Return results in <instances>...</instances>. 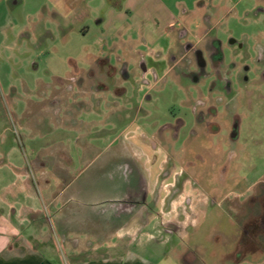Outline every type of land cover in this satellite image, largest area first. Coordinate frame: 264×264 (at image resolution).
Listing matches in <instances>:
<instances>
[{"label":"rangeland","instance_id":"obj_1","mask_svg":"<svg viewBox=\"0 0 264 264\" xmlns=\"http://www.w3.org/2000/svg\"><path fill=\"white\" fill-rule=\"evenodd\" d=\"M109 1L0 0V147L11 150L7 162L29 169L43 163L47 171L57 168V163L67 167L64 177L71 183L65 194L70 199L60 214H54L53 236H58L64 226L59 223L62 217L68 218L64 230L70 235H90L94 228L106 232L120 219H109L103 209L94 212L91 205L106 202L112 195L121 196L126 188L138 189L140 177L147 172L142 162L135 167L130 161L133 155L125 146H129L132 137L140 135L150 147L153 141L160 146L151 158L161 166L159 177H167L166 182L172 185L164 192L161 189V194H165L161 200L163 208L167 206L156 213L161 226H150L153 237L142 245L132 243L129 247L137 258L146 264H264V243L259 251L248 253L242 245L245 237H239L243 215L251 206L248 198L264 191V0H207L205 4L206 25L213 26L212 36L223 42L225 62L249 67L247 80L241 78L232 83L236 90L230 110L240 119L238 139L230 138L224 128L206 142L214 145L212 154L199 144L204 143L203 137L195 138L186 150L183 141L189 138L186 134L193 120L191 105L196 89L207 96V105L216 103L218 91H210L209 77L202 81L204 84L193 86L168 68L177 45L192 41L191 36L176 42L148 36L145 44H138L136 49L142 54L159 45H170L155 52L156 60L144 55L145 66L154 70L151 74L140 75L138 60L130 65L123 61L127 64L126 77L116 69L113 77L99 74L98 61L121 68L122 61L115 56L123 51L111 48V41L117 38L111 34L117 32L121 20L124 26L130 23L125 20V12L113 7L118 1ZM175 1L167 3L173 7ZM185 1L190 5L191 0ZM139 2L134 0L135 6ZM173 11L178 12L175 7ZM180 15L176 20H180ZM190 23L189 29L194 30L198 24L196 16ZM182 27L180 20L175 28ZM137 36L133 32V37ZM230 39L238 44H230ZM134 52L135 56L138 52ZM102 55L106 57L99 59ZM91 71L93 76L86 81V88L92 96L76 92L66 100L74 107V127L69 131L56 126L54 109L65 100L60 95L55 97L49 88L68 76L89 75ZM140 79H150L151 86L143 85ZM88 107L99 114L87 113ZM227 107L219 104V110L229 113ZM95 118H102L104 124L85 131L82 121ZM178 120L184 121L183 128L171 141L170 126ZM100 137L98 145L91 144L88 154L82 151L83 142ZM59 147L67 153L59 154ZM51 148L54 152L48 153ZM146 164L148 167L151 162ZM183 169L187 178L179 181ZM154 171L156 167L152 168ZM193 177L206 194L214 192L211 206L207 195L195 190ZM188 194L190 205L185 202L181 209L174 208ZM195 201L201 203V211L209 206L206 218L199 220L202 213L194 208ZM151 202V198L146 199L150 209ZM39 208L44 213L47 210L40 204ZM153 209L158 210L156 206ZM94 219H98L97 224H90ZM193 222L198 223L188 226L184 236L185 228ZM23 231L31 234L32 229L27 224ZM58 251L66 259L70 249L59 247Z\"/></svg>","mask_w":264,"mask_h":264},{"label":"crops","instance_id":"obj_2","mask_svg":"<svg viewBox=\"0 0 264 264\" xmlns=\"http://www.w3.org/2000/svg\"><path fill=\"white\" fill-rule=\"evenodd\" d=\"M107 1L110 3L109 0ZM117 1L118 4H113V7L117 8L118 12H125V20L130 23L124 26V21L121 20L117 32L111 34L112 37L117 35V38H119L117 40L115 37L111 41V48H114L115 51L121 48L123 54H116L115 57L122 62L127 61V64L139 61L140 58L145 56L156 60L155 52L170 47L166 43L165 46L159 45L157 48L149 49L148 52L142 54L136 48L138 44H145L144 42L148 36L154 37L156 40L165 38L168 42H176L181 37L184 39L191 36L192 42L200 47L208 40L217 38L211 34L213 26L206 25L205 4L207 0H191L190 5L185 0H176L173 7L177 8L178 12L173 11V7L167 3L168 0H140V4L137 6H135L134 0ZM179 14H181L180 20L183 22L181 29L175 28V25L180 22V20H176ZM193 16H196L198 24L194 30H190V22ZM130 31L138 36L133 37V32L130 33ZM110 46L108 45V48ZM134 51L138 52L135 56ZM175 53H177V48ZM124 56L125 58H123ZM100 57L106 56L102 55ZM179 58L176 59V62L180 60ZM168 68H170V62ZM73 76L76 79L79 78L78 76L81 77L76 80L72 75L68 76L64 82H55L56 85L49 88L55 92V97L60 95V98L65 100L64 103H59L54 109L57 119L56 126H62L69 131L74 127L73 121L76 119V115L73 117L74 107L66 101L67 98L73 96L76 92L83 96H92L86 88V81L89 80L90 76ZM57 84L60 86L56 87ZM86 111L87 113L99 114L97 110L89 107ZM102 118L82 121L85 131L98 124L102 126L104 124ZM85 131L83 134H86ZM101 138H98L97 141L94 139V141L83 142L82 151L88 154L91 144H97ZM130 141L129 146H125L128 147L125 149L131 151L130 153L133 155L130 161L134 162L135 167L136 163L142 162L147 173L140 177L138 189L126 188L121 196L112 195L105 200L106 202H96L91 205L94 212L96 209H103V214L106 217H109V219L117 218L120 221H116L114 227L106 232L94 228L91 230L90 235L85 234V236L78 232L75 235H70L68 230H64L65 224L68 222L67 217L65 219L62 217V221L59 222L60 224L63 223L64 226L61 231L58 230V236L55 237L52 233V230H54L52 227L54 214H60L63 211V206L70 199V196L65 194L66 188L70 187L71 183L68 177V179L66 176L64 177L67 167L63 164L58 166L56 162L55 166L57 168L49 171L46 170L47 168L43 163L33 169L21 167L20 164L8 163L7 155L11 150L4 151L3 147H0V161H2L0 163V264H146L138 259V256L129 247L132 243L142 245L147 239L152 238L153 234L150 232V226L154 229L161 226L156 213L159 210L163 212V209L167 207L163 208L161 200L165 194H161V189L166 191V188L172 185V182L168 184L166 182L167 177H159L161 166L152 161L156 148L150 147L145 142V138H141L140 135L132 137ZM97 145L95 149H98ZM54 150L51 148L48 153L54 152ZM57 152L59 154L67 153L64 148L60 147ZM147 162H151L148 167H146ZM151 167H156L157 171L152 172ZM108 179H111V176ZM167 190H169V187ZM150 198L152 200L151 209L146 204V199L149 200ZM39 204L40 207L41 205L46 207L45 213L42 209L40 210ZM180 204L174 206V208H177ZM155 206L158 210L153 209ZM201 213L203 216V212ZM95 222H98V219L90 220L89 223L96 225ZM196 223L198 222L187 225L184 236L187 234L189 227H195ZM27 224L32 229L31 234L23 231ZM55 238L57 239L55 240ZM59 247H64L66 250L70 249L67 252L68 257L66 259L61 258L59 255ZM123 256L126 257L122 260Z\"/></svg>","mask_w":264,"mask_h":264},{"label":"flooded vegetation","instance_id":"obj_3","mask_svg":"<svg viewBox=\"0 0 264 264\" xmlns=\"http://www.w3.org/2000/svg\"><path fill=\"white\" fill-rule=\"evenodd\" d=\"M180 39L183 38L181 37ZM222 43L223 42H221V40L218 38H212L208 40V42L204 43L202 47H200L192 41H187L184 44L177 45V53L170 60V69L176 71L188 81H191L193 86L201 85L203 83L202 81H205V79L209 77L211 79L210 91H218L216 103L207 105V96L205 97L202 93H200V90L196 89V98L193 100L191 105L193 120H191L190 125L187 128L188 132L186 134V136L188 135L189 138L187 141H183L185 150L186 147L189 149V145H192L195 138L200 136L204 138L203 140H205L204 143L202 141L199 143L202 145V148H204L208 154L214 153V145L208 144L206 142H209V140H211L216 134L219 135L221 132H223L224 128L227 129V135L230 138L235 140L238 139V126L240 125V119L238 118L239 116L237 114L231 112L230 110V105L236 90L233 89L232 83L239 82L241 78L247 80L248 78L245 75L249 71V67L247 65H239L233 61L226 63L224 54L222 52L224 48ZM229 43L232 45L238 44V42H236L234 39H230ZM178 57H180V60L176 62ZM103 60H105V58ZM138 62L139 71L141 73L140 75L142 77L154 72L153 69H148V67L145 66L143 58H140ZM98 64L100 66L99 74L101 76L113 77L115 69L116 72L120 71L121 76H127L126 63L121 62V68L118 69L115 66L105 62L98 61ZM92 72L93 71L89 72V76H93ZM140 80L143 81V85L148 87L151 86L150 79ZM219 104L222 105V108L223 106H228L227 108H229V113L226 111V109L219 110ZM225 123L227 126H224ZM183 124V120H178L176 124L170 126L171 131L173 132L171 135V141L176 140L181 127L183 128ZM152 147L157 148L155 141H153ZM196 156L200 159L202 158L201 154H196ZM166 158L169 159L168 156ZM189 164H191L190 166H194V164L191 162ZM187 174L188 173L186 170L183 169L181 174L178 176V180H185L187 178ZM192 182L194 183L195 190L200 189V191H203L206 194L205 190L200 188L198 181L194 177L192 178ZM175 185L176 183L174 182L173 187H175ZM180 188H182V184L179 189ZM206 195L209 200V206H211L213 204L212 201L215 199V194L212 192ZM190 199V194L185 195L182 203L177 208L181 209V207H184L183 205L185 202L188 205L191 201ZM248 202L251 206H249L248 212L245 213L246 215H243L244 219L240 225L241 233L239 237H245V239L242 241L244 250L248 253H255L256 251H259V248L264 243V191L255 193L249 197ZM200 204L201 203L199 201H195L194 208L198 207ZM208 207L203 208V211H201L202 208H197L200 210V212H203V216L200 218V220L208 216V212L210 211L208 210Z\"/></svg>","mask_w":264,"mask_h":264}]
</instances>
